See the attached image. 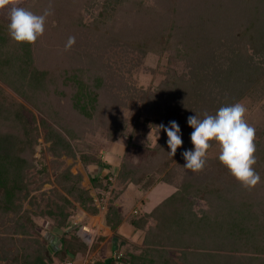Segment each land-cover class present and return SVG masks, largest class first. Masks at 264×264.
Instances as JSON below:
<instances>
[{
	"label": "trees",
	"instance_id": "16d2710c",
	"mask_svg": "<svg viewBox=\"0 0 264 264\" xmlns=\"http://www.w3.org/2000/svg\"><path fill=\"white\" fill-rule=\"evenodd\" d=\"M92 1L32 0L22 6L42 14L51 5L45 32L31 45L12 40L9 22L0 19V81L20 97L11 102L0 93V222L13 214L9 219L24 236V241H11L15 247L11 264L52 263L45 239L32 240L28 233L35 223L27 212L20 213L30 194V172L47 174L43 154L36 155L40 131L27 104L42 115L40 124L47 130L44 139L51 143L49 152L74 157L73 142H83L92 129V118L109 110L103 107L104 96L124 92L130 81L111 62L109 50L116 46L138 54H170L172 66H168L165 81L142 95L150 102L147 113L160 116L165 126L177 122L183 144L172 157L163 131L162 139L144 160L122 159L113 184L104 182L109 176L95 177L89 188L83 184L82 173L75 174L70 167L58 172L56 182L63 192L58 215L65 219V210L76 206L98 214L92 190L97 191L96 197L109 193L105 222L118 238L124 215L117 201L128 186L147 192L159 183L166 184L174 188L169 196L150 212L128 217L130 225L145 233L144 247L135 252L127 247L119 255L121 263L264 264V122L255 129L254 167L261 181L254 188L243 187L218 156L207 155L206 166L199 173L184 168L182 156L194 147L189 116L202 119L204 113L215 114L220 107L236 103L240 91L254 81H249L252 76L262 77L264 95V67L261 72L254 61L255 54H264V28L258 26L264 18L262 0H254L258 9H253L252 0H184L180 6V0H153L156 4L105 0L98 15L91 16L87 7ZM158 3L163 10L157 9ZM246 6L260 16L257 26L256 16L245 15ZM70 36L76 42L65 51ZM38 89L45 90L42 102L34 97ZM108 126L114 128L111 135L127 134L123 124L113 121ZM78 151L84 168L104 167L95 147L83 143ZM207 201L210 210L202 207ZM60 241L58 257L75 258L88 252L76 229L64 231Z\"/></svg>",
	"mask_w": 264,
	"mask_h": 264
},
{
	"label": "rangeland",
	"instance_id": "374dc122",
	"mask_svg": "<svg viewBox=\"0 0 264 264\" xmlns=\"http://www.w3.org/2000/svg\"><path fill=\"white\" fill-rule=\"evenodd\" d=\"M32 0H22L19 6L27 5ZM184 0H180L177 6H180ZM190 2V0H188ZM203 1V0H202ZM205 1V0H204ZM235 1V0H234ZM144 3L156 4L153 0H143ZM249 2V0H248ZM262 8H264V0H262ZM105 0H94L87 7L88 13L91 16H97L103 7ZM191 3V2H190ZM251 5L254 6L253 9H258L260 7H256V1L252 0ZM157 9L163 10V5L158 3ZM251 6H246L244 8V13L247 17L252 14L255 17L254 24L256 25L257 22L259 23L260 16L252 13L250 10ZM11 6L6 7L3 10H0V19L4 22H9V15H10ZM256 12V11H255ZM247 20V19H246ZM264 20V18H263ZM262 23L260 21V25L264 28V21ZM250 24V23H249ZM257 26V25H256ZM255 26V27H256ZM200 33H203L200 31ZM218 49H216L217 51ZM109 54L111 56V62L116 65L117 70L120 71L122 74L128 77L130 80L129 83L126 84V90L124 92L119 91L116 92L118 94L111 96H104L103 99V107H109L105 111V115L93 117L91 121L92 129L88 132L85 136L84 141L78 140L77 142H73V147L76 151L74 157H69L67 155L61 156H54L52 153L49 152L48 148L51 146L50 142H46L44 136L47 133V130L42 128L41 126V117L42 115L38 113L36 109L32 106L28 105V108L31 110L30 113L35 115L37 125L40 131V144L37 146V157H40L43 154L42 163L45 164L47 168V174L40 176L36 170H32L30 172L31 176V185L29 187L30 194L28 199L22 202V210L20 211L21 214L27 212V215L31 218V220L35 223L34 226H29L30 236L32 240L42 241L41 238L43 237L46 241L45 248L52 256V263L51 264H93L94 261L97 262V258H93L88 253L84 254L82 259L74 258L71 256H63L58 257L55 253L59 248H56L54 243V237L58 236L61 237V234L64 231L70 230L69 224L70 221H73V215H77L78 209L76 206L74 209L67 208L65 210L66 217L63 219L57 213V205H62V199L59 198L60 193L62 194V189L56 182L55 175L58 172L64 171L67 167H70L73 173H82L84 175V186L90 187V183L88 179H85V171L83 167L80 165L81 161L79 159V148L83 147V143H88L89 145L95 147L100 154L103 152H108L112 150V145L117 144L121 145L122 149H127V154L122 158H126L128 161L132 163H137L144 160L147 156H149L152 152V149L158 144V142L162 139L163 130L159 131V138L157 139V130L155 126L160 124H164L161 121V117L157 115H153L146 112V109H150V102H145L144 99V92L148 91H155L157 87L165 81L167 70L172 64H170V54L168 52H164L161 54H155L148 52L146 54H138L131 50L125 49L121 46H116L113 49L109 50ZM255 63L260 65V70L262 72V67H264V54H255L254 58ZM169 66V67H168ZM252 76L249 77V81H253L247 89L240 91L239 99L237 102L242 103L246 109L245 119L247 122L253 126L255 129L257 126L264 122V95L262 94V77ZM258 80V81H257ZM257 81V82H256ZM45 90L38 89L34 94L35 98L42 102V94ZM0 93L3 96L7 97L8 101H20V97H18L11 89H9L6 85L2 84L0 81ZM33 94V95H34ZM143 94V95H142ZM104 95V92L102 93ZM111 99V100H110ZM7 101H5L6 103ZM113 104V107L108 106V104ZM8 103V102H7ZM105 107V108H106ZM109 111V116H106V112ZM104 114V109H103ZM29 113V114H30ZM157 116V117H156ZM49 120L47 117H45ZM111 118V119H110ZM113 118V119H112ZM110 122L123 124L125 126V135H111V131L114 130L113 127L109 128L108 123ZM113 129V130H112ZM114 136V137H113ZM42 151V152H40ZM207 155L210 158L217 157L219 155V145L215 144L212 148L208 151ZM42 157V156H41ZM85 169V168H84ZM113 177L112 181L109 179L104 180L106 183H115L116 180ZM166 187L165 195L169 196L174 188L170 187L169 185H164ZM91 188V187H90ZM133 192H129L128 200L129 205L134 204L135 201L132 199L133 195L142 197L143 195L140 191L132 186ZM160 189V188H159ZM167 194V195H166ZM163 195H160L161 197ZM158 197V196H157ZM101 198V197H100ZM156 196H151L150 200L151 203H139V210H146L151 208L154 203V199ZM111 199L109 193L103 195V198L96 202L97 208L102 210V203H108ZM203 209L211 208L210 201H207L202 206ZM141 213V212H140ZM87 214V213H86ZM13 214H8V218L2 219L0 222V264H11L12 257L11 255L15 253V247L11 245L12 239H16L19 242L24 241V236L18 234L17 230L15 229L17 223L15 221H11ZM87 216V215H86ZM85 216V217H86ZM85 223V219H83ZM26 222H24L25 224ZM27 224V223H26ZM16 225V226H15ZM88 226V225H86ZM72 230V229H71ZM88 233H96L97 229L95 227H91L87 229ZM77 233L78 229H77ZM55 235V236H54ZM53 237V238H52ZM5 241V242H3ZM34 242V241H33ZM35 247H38L37 243H34ZM119 253L115 252L111 258L112 260L119 261L117 258ZM95 262V263H96Z\"/></svg>",
	"mask_w": 264,
	"mask_h": 264
},
{
	"label": "clouds",
	"instance_id": "9594fccd",
	"mask_svg": "<svg viewBox=\"0 0 264 264\" xmlns=\"http://www.w3.org/2000/svg\"><path fill=\"white\" fill-rule=\"evenodd\" d=\"M22 0H0V10L11 6L8 34L18 44H35L45 32L46 19L51 15V5L42 14H36L19 6ZM75 37H68L65 51L75 45ZM247 109L236 102L220 107L215 114L204 113L203 118L197 115L187 118L188 125L193 129L190 139L192 150L182 153L185 160L184 168L193 173L204 170L207 163V153L212 143L219 145V162L245 188H254L261 177L255 170L256 160V130L245 119ZM157 139L162 129L167 134L169 154L175 156L177 149L183 144L181 129L176 121H170L168 126H155Z\"/></svg>",
	"mask_w": 264,
	"mask_h": 264
},
{
	"label": "crops",
	"instance_id": "0c3cea01",
	"mask_svg": "<svg viewBox=\"0 0 264 264\" xmlns=\"http://www.w3.org/2000/svg\"><path fill=\"white\" fill-rule=\"evenodd\" d=\"M126 154H127L126 148L122 149L121 145L113 144L111 151L105 153L103 152V154H101L104 167L97 165H90L89 167H86L84 169V166L82 165V163H80L86 174L85 179L87 178L89 183H91L90 180L91 178H95V177L104 178L106 176H109V179H111L112 181L113 177H115L118 174L120 170L122 158ZM164 185L166 184L159 183L153 186L147 192H142L138 190V188L133 184H130L128 186L126 191L117 201V205L122 210L124 215V221L118 228V233H117L118 238H115V234L106 225L105 222V213L107 211L108 206H106L105 209L100 210L99 213L95 215L88 213L86 214L85 211L79 210L77 215L71 216L73 217V221H70L71 223L69 224L70 226L69 228L70 230L78 229L79 232L77 233L78 237L88 245L87 253L93 258L94 257L97 258V262L102 261L105 264H123L120 261L112 260L111 256L115 252L119 253L120 255V253L123 252L127 247H132L133 252L140 251V249L144 247V238H145V233L143 231L136 229L135 227H133L128 223L127 220L128 217L131 215H138L140 212L141 213L150 212L162 200H164L167 197L164 196L166 191V187H163ZM132 186L136 188L138 191H140L143 195H141L142 197L133 195L132 199L135 201V203L129 205V200H128L129 192H133L134 190L132 189ZM90 187H92L91 184ZM92 191H93V197L96 199V202L103 198V196H101V198L96 197V193H97L96 190H92ZM160 195L163 196L159 197ZM151 196H156V198L154 199L155 204H152L153 206L149 209L139 210L138 209L140 205L139 203H145V205L147 203H151L150 200ZM83 219L86 220L85 223L84 221H82ZM83 227H87V228L95 227V229H97V232L95 234L82 232L81 230ZM54 238H55L54 243L56 245V248H60L61 246L60 237L58 238V236H55ZM82 256H83L82 254H79L75 258L82 259L83 258ZM95 262L96 261H94L93 264H95Z\"/></svg>",
	"mask_w": 264,
	"mask_h": 264
},
{
	"label": "built area",
	"instance_id": "2783aa9c",
	"mask_svg": "<svg viewBox=\"0 0 264 264\" xmlns=\"http://www.w3.org/2000/svg\"><path fill=\"white\" fill-rule=\"evenodd\" d=\"M97 202H99V201H97ZM105 207H106V203L104 202V203H102V208L105 209ZM87 229H88L87 227H83L81 231L88 233ZM117 258H119V256ZM67 264H71V263H67Z\"/></svg>",
	"mask_w": 264,
	"mask_h": 264
}]
</instances>
